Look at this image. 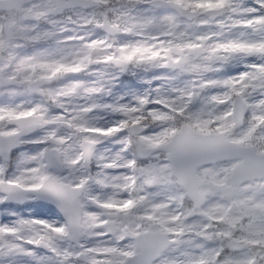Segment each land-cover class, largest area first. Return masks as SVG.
Here are the masks:
<instances>
[{
	"label": "snow or ice",
	"instance_id": "1",
	"mask_svg": "<svg viewBox=\"0 0 264 264\" xmlns=\"http://www.w3.org/2000/svg\"><path fill=\"white\" fill-rule=\"evenodd\" d=\"M0 264H264V0H0Z\"/></svg>",
	"mask_w": 264,
	"mask_h": 264
}]
</instances>
